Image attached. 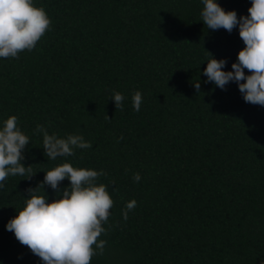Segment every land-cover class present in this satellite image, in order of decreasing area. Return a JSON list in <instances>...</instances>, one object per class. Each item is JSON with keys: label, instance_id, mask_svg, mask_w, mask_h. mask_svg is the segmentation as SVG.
Instances as JSON below:
<instances>
[{"label": "trees", "instance_id": "trees-1", "mask_svg": "<svg viewBox=\"0 0 264 264\" xmlns=\"http://www.w3.org/2000/svg\"><path fill=\"white\" fill-rule=\"evenodd\" d=\"M35 3L50 30L32 51L0 59V121L16 116L30 136L22 163L34 174L10 176L0 191V264H42L6 224L44 171L64 162L103 170L114 201L98 238L104 253L90 264H264V106L245 102L235 82L221 90L202 75L210 54L232 70L245 47L238 28L208 30L201 0ZM219 3L238 17L251 6ZM113 92L125 96L122 109ZM38 124L92 147L48 160Z\"/></svg>", "mask_w": 264, "mask_h": 264}, {"label": "clouds", "instance_id": "clouds-1", "mask_svg": "<svg viewBox=\"0 0 264 264\" xmlns=\"http://www.w3.org/2000/svg\"><path fill=\"white\" fill-rule=\"evenodd\" d=\"M202 22L208 30L224 29L231 33L238 28L245 47L239 51L232 70L225 71L227 59H216L212 54L206 60L202 75L205 83H213L224 90L230 82L238 85L247 103L264 106V0H251L248 14L238 17L235 10L227 11L219 0H201ZM50 18L35 0H0V59L18 58L22 51H32L46 31L50 30ZM204 63V62H203ZM202 63V64H203ZM245 70H248L246 74ZM194 87L199 90L200 82ZM111 100L116 108H123L125 96L113 92ZM133 110L139 112L143 95L136 91L132 95ZM42 136V147L48 160L75 155V150L89 149L91 142L82 135L68 134L60 137L49 134L43 125H37L34 133ZM30 136L18 124L16 116L0 121V191L10 176L31 178V166H25L24 150ZM43 181L36 188H29L28 198L17 215L6 224V230L28 247L42 264H90L95 255H103L106 241L99 240L106 234L110 209L114 201L108 185L100 183L103 170L74 167L70 162L58 164L44 171ZM70 181L68 187L60 189L61 182ZM139 183L141 175L133 174ZM45 186L57 192L50 201ZM136 201L126 203L122 217L136 207Z\"/></svg>", "mask_w": 264, "mask_h": 264}]
</instances>
